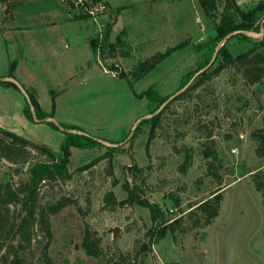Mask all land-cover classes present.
<instances>
[{
	"label": "rangeland",
	"instance_id": "rangeland-1",
	"mask_svg": "<svg viewBox=\"0 0 264 264\" xmlns=\"http://www.w3.org/2000/svg\"><path fill=\"white\" fill-rule=\"evenodd\" d=\"M259 1L236 3L247 11ZM14 2L11 10L0 2V20L8 8L6 22L29 28V34L0 28V77L11 83L0 85V126L56 155L65 130L81 133L68 125L103 143L72 146L71 176L42 182L41 206L69 199L49 215L54 264H264V204L252 176L264 171V79L249 84L229 66L191 87L215 55L206 64L196 45L216 35L225 2L206 12L200 0H106L96 18L59 0ZM114 20L105 41L106 24ZM31 21L63 22L37 41ZM178 44L184 46L134 78L139 62ZM227 45L237 55L253 42L236 38ZM23 56L20 77L15 71L8 76L9 63ZM216 56L210 70L219 64ZM151 87L168 96L153 130L154 121H143L152 115L149 100L138 95ZM29 93L53 115L39 118L32 104L38 120L28 119L22 108ZM45 158L32 150L19 163L1 159L0 181L27 179L32 162ZM126 184L168 220L158 242L151 244L150 233L161 219L153 220L148 206L130 198ZM219 187V214L205 224L207 213L190 206L212 198ZM88 233L99 256L87 252ZM46 241L39 232L30 264H43Z\"/></svg>",
	"mask_w": 264,
	"mask_h": 264
},
{
	"label": "trees",
	"instance_id": "trees-1",
	"mask_svg": "<svg viewBox=\"0 0 264 264\" xmlns=\"http://www.w3.org/2000/svg\"><path fill=\"white\" fill-rule=\"evenodd\" d=\"M223 1L225 2L223 10L218 14L219 20L215 22L216 35L210 36L203 43L196 45L198 52L204 51L205 63L207 64L215 53L218 43L224 41L216 56L219 59V64L214 69L210 70L207 68L202 71L199 74L200 79H195V83L191 87L200 85L204 78L209 79L229 66L234 67L240 72L249 84H255L264 79V36L253 37L244 33V31L250 30L260 31L263 20L262 16L264 17V0H260L255 7L247 11L241 9L236 0H200V3L206 12H210L219 2ZM0 2L5 3L10 10L17 5L14 0H0ZM114 22L115 20L106 24L103 36L105 41L110 37ZM236 38L241 41H252L253 45L248 50L234 55L229 50L227 44ZM95 43V40H91L93 50L95 49ZM185 44L187 43L185 42ZM184 45L178 44L168 47L164 52H157L150 58L139 62L133 71H131L132 75L135 79L140 78L152 70L158 62L169 57L175 50ZM17 63V58L9 63L8 76H13ZM2 77L4 76L0 77V85L8 86L11 84L8 81H4ZM183 92L177 95V98L182 96ZM138 95L139 97H146L149 100L148 113L152 115L144 118L143 121H154L151 129L153 130L159 124L161 110L163 109L162 105L168 99V96L162 95L154 87L146 89ZM29 97L30 102H26L22 108L24 115L28 119L35 121L31 109L32 104L35 106L39 118L51 117L53 115V112L48 114L43 112L37 97L33 93H29ZM157 110L158 112L155 113ZM48 122L57 128L53 122ZM66 127L80 130L81 133L65 130L66 137L62 141L61 152L56 155L47 146L36 143L0 126V160L5 159L13 163H19L28 158L32 150L46 156L45 159H38L32 162L27 179L21 182H15L12 178L0 181V264H30L29 260L33 253V242L37 240L39 232L47 239L41 253V260L43 264H54L49 255V246L53 239L49 215L68 205L69 199L63 197L47 207L41 206L40 191L42 182L60 178L66 179L71 176L69 162L72 146L94 148L103 144L98 139L82 132V129L77 125L73 124ZM153 136L154 133H150L149 139ZM259 136L261 142H264V130L260 132ZM258 149L260 148L258 147ZM263 153L264 151L260 149V155H263ZM252 174L255 188L261 193L264 204V171L258 169ZM125 188L130 192V198L135 195L139 203L151 209L153 220L157 221L159 218L161 219L158 229L152 230L150 233L151 244L158 242L161 235L160 227L168 220L155 203H150L140 198V195L135 192V187L131 188L126 184ZM222 188L219 187L216 191L212 192V198L198 202L196 206H190L191 210L198 209L207 213L205 224H211L219 214L223 199ZM179 203L180 201L177 199V204L179 205ZM36 228L39 230L38 232H36ZM85 241L89 254L94 256L101 254L98 245L91 239L90 233L86 234Z\"/></svg>",
	"mask_w": 264,
	"mask_h": 264
},
{
	"label": "crops",
	"instance_id": "crops-1",
	"mask_svg": "<svg viewBox=\"0 0 264 264\" xmlns=\"http://www.w3.org/2000/svg\"><path fill=\"white\" fill-rule=\"evenodd\" d=\"M6 8V7H5ZM3 10V12L5 13V15H1V20H0V28H2V31H5V30H12V31H14V32H16V33H22V35L24 36V37H26L27 35V33H28V29L29 28H23L22 26H20V24H15V25H11V24H9V23H7L6 22V20H7V16H8V14H7V12H8V8L7 9H2ZM3 18H4V21H3ZM15 20V19H14ZM61 22H63V21H60V22H54V23H52V22H37V21H31L30 22V27H35V29H36V31H33L32 33H30V34H34L35 36H36V39H37V41L39 40V36H42L41 37V39H45L46 38V36H48V34H49V32H50V29H52L51 27H55V25H57L58 23H61ZM10 26H12L11 28H10ZM41 30V31H40ZM1 31V30H0ZM29 34V33H28ZM17 46H18V44H17ZM65 46H66V43H65ZM22 57V56H21ZM17 59H19V61H18V66H17V68H16V70H15V75H17L18 77H20L19 75L21 74L20 72H19V68H20V66H21V64L23 63V61H24V56H23V58H17ZM21 79H23L22 77H21ZM22 82V81H21ZM25 82H29V81H25ZM18 84V83H17ZM19 85V84H18Z\"/></svg>",
	"mask_w": 264,
	"mask_h": 264
},
{
	"label": "built area",
	"instance_id": "built-area-1",
	"mask_svg": "<svg viewBox=\"0 0 264 264\" xmlns=\"http://www.w3.org/2000/svg\"><path fill=\"white\" fill-rule=\"evenodd\" d=\"M62 3H68L73 7H78L82 9L85 13L89 14L93 18H96L97 12H103L107 9L106 0H59ZM247 35L258 36V31L250 30L244 31ZM233 152H236V149H233Z\"/></svg>",
	"mask_w": 264,
	"mask_h": 264
},
{
	"label": "water",
	"instance_id": "water-1",
	"mask_svg": "<svg viewBox=\"0 0 264 264\" xmlns=\"http://www.w3.org/2000/svg\"><path fill=\"white\" fill-rule=\"evenodd\" d=\"M257 35L260 36V37H263V36H264V20H263V23H262L261 29H260V31H258ZM223 44H224V41H221V42L218 43V45H217V47H216V51H215V53H214L215 55L217 54L219 48H220ZM215 55L213 56L211 62H210L205 68L201 69L200 72H202L203 70H205V69H206V68H207V67L213 62ZM31 109H32V113H33V118L37 121L38 119L36 118V113H35V111H34V106H33V105L31 106Z\"/></svg>",
	"mask_w": 264,
	"mask_h": 264
}]
</instances>
